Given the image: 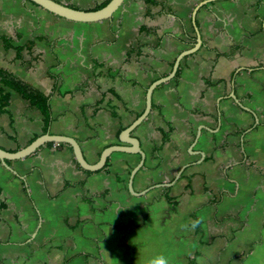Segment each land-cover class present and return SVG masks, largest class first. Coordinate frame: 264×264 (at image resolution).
<instances>
[{
	"label": "crops",
	"instance_id": "1",
	"mask_svg": "<svg viewBox=\"0 0 264 264\" xmlns=\"http://www.w3.org/2000/svg\"><path fill=\"white\" fill-rule=\"evenodd\" d=\"M55 1L87 10L105 0ZM156 1L124 0L110 19L79 23L0 0V37L20 33L24 46L20 61L0 41V68L51 96L47 133L74 138L91 164L142 112L147 86L195 42L192 11L202 0ZM195 25L200 48L155 88L133 131L145 153L133 189L148 191L127 187L137 154L114 152L90 174L63 143L8 160L9 169L0 162V264H140L161 252L170 264H264V0H212ZM4 90L0 148L14 152L44 134L43 116ZM183 166L171 186L155 187Z\"/></svg>",
	"mask_w": 264,
	"mask_h": 264
},
{
	"label": "water",
	"instance_id": "2",
	"mask_svg": "<svg viewBox=\"0 0 264 264\" xmlns=\"http://www.w3.org/2000/svg\"><path fill=\"white\" fill-rule=\"evenodd\" d=\"M28 1L40 6L41 8L47 10L48 12L52 14H55L69 21L79 22V23H92V22H99V21H103L106 19H110L113 16V14L117 11V9L120 7V5L122 4L124 0H109V2L106 5H104L103 7L99 9H94V10L74 8V7L66 5L63 2H58L55 0H28ZM211 1L212 0H202L200 3H198L194 7L192 11V24H193V28L196 34L195 42L193 43V45L190 46L189 48H186L180 51L176 55L169 73L155 79L147 86L146 91H145L144 108L142 112L136 118H134L133 121L119 133L118 142L116 144L107 146L100 152L98 160L95 163L91 164L85 159L79 143L74 138L70 136H65V135L44 133L36 137L29 144L25 145L24 147L14 152H9V151H6L0 148V162L2 163V165L5 168L9 169V166L7 165L8 160H19V159L26 158L29 155L33 154L37 149H39L42 145L46 143H63V144L69 145L72 149V154H73L75 162L82 169L86 171H90V172L101 170L106 164L107 158L114 152L137 154L139 155L140 159L137 165L134 166L132 170L130 171L127 187H128L129 192L133 195H142L146 191H148V189H146L143 192L138 193V192H135L133 189L134 176L143 167L144 160H145V153L140 146L139 140L133 135V131L149 115L151 107H152V94L155 88L173 79L176 75V72L178 71L181 61L187 56L194 54L200 48L202 41H201V36L198 31V28L195 25V14L201 6ZM230 96L239 106H241V104L235 98V95L233 94V92H231ZM253 116L255 117V122H257L256 116L254 114ZM200 131L201 129H198L192 146H194V144L196 143L199 137ZM190 151H191V148H190ZM198 153H200V155L203 156L201 152H198ZM185 167L186 166H183L180 168L174 180L166 181L165 183H159L155 185V187L156 186L157 187L171 186L174 183V181L180 177L181 172L184 170Z\"/></svg>",
	"mask_w": 264,
	"mask_h": 264
},
{
	"label": "trees",
	"instance_id": "3",
	"mask_svg": "<svg viewBox=\"0 0 264 264\" xmlns=\"http://www.w3.org/2000/svg\"><path fill=\"white\" fill-rule=\"evenodd\" d=\"M109 2V0H105L104 2L97 4L96 6H94L92 9H87V10H94V9H99L101 7H103L104 5H106ZM148 2L150 4H158V2L156 0H148ZM77 8V7H74ZM140 31H148V29H146L145 27H140L139 28ZM22 36L20 33H15L13 37H7V36H1L0 37V41L3 45V47L5 48V50H9L12 49L15 51L16 53V58L20 61H22V51L24 49V46L19 44V41L21 40ZM161 40V37L159 38L158 44L156 46L159 45V42ZM195 38H192V41H194ZM33 41L29 42V45H32ZM52 46L54 44H51ZM133 51H136V49L131 48L129 49V51L126 53V57L124 59V63H127L129 60V57L131 55V53ZM95 65H98L97 63H94ZM172 66V63L170 64ZM179 69L176 72L175 75V79L178 78L179 76ZM119 71H118V75H119ZM123 81H128L125 78H122ZM131 83L134 85L136 84L135 81L131 80ZM4 88H8L16 93H18L23 99H25L26 101L29 102V104L36 108L37 110H39V112L42 114L43 116V133H47L50 123L53 120L52 114H51V106H50V95H45L43 92H41L39 89H37L36 87L28 84L27 82L23 81L22 79H20L19 77H17L15 74H13L12 72L0 68V112H4L5 111V107L9 104L10 101V94L8 91H5ZM112 93V92H111ZM153 107V106H152ZM114 116V114H112ZM139 114H136L135 117H137ZM126 127V126H125ZM123 126H121L117 132V137L119 135V133L125 128ZM169 132H170V128L168 129L167 132H162V144L167 142L169 140ZM161 146L155 147L154 150L158 151L160 150ZM71 149V147H69ZM72 151V149H71ZM107 165H104L103 168H105ZM87 174H90L91 172L89 171H85ZM85 180L76 182V183H72L70 181H65L64 185H63V189H66L68 187H73L75 185H80V186H84ZM2 206V205H0ZM193 218H195L194 216H192ZM68 260L65 259L62 264H67Z\"/></svg>",
	"mask_w": 264,
	"mask_h": 264
},
{
	"label": "clouds",
	"instance_id": "4",
	"mask_svg": "<svg viewBox=\"0 0 264 264\" xmlns=\"http://www.w3.org/2000/svg\"><path fill=\"white\" fill-rule=\"evenodd\" d=\"M134 205H131V207L124 208L120 207L117 209V215L121 210H130ZM198 221L192 222V228H195ZM140 264H170V258L166 256L164 253H156L144 258H141Z\"/></svg>",
	"mask_w": 264,
	"mask_h": 264
},
{
	"label": "rangeland",
	"instance_id": "5",
	"mask_svg": "<svg viewBox=\"0 0 264 264\" xmlns=\"http://www.w3.org/2000/svg\"><path fill=\"white\" fill-rule=\"evenodd\" d=\"M90 6H92V5H90Z\"/></svg>",
	"mask_w": 264,
	"mask_h": 264
}]
</instances>
